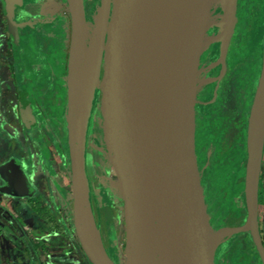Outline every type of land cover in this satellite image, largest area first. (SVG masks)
<instances>
[{
  "label": "water",
  "instance_id": "1",
  "mask_svg": "<svg viewBox=\"0 0 264 264\" xmlns=\"http://www.w3.org/2000/svg\"><path fill=\"white\" fill-rule=\"evenodd\" d=\"M16 0H2L10 11ZM195 0H134L110 71L106 126L110 159L124 203L126 264H214L224 235L251 233L264 264L258 229V188L264 153V51L247 132L245 201L239 228L210 234L193 141L196 47L188 19ZM212 11H234L238 0H208ZM114 0H100L92 61L82 59L84 0H67L71 22L67 136L73 223L91 264H115L94 222L87 193L86 143L112 23ZM24 121L30 104L21 107ZM0 194L31 199L37 190L22 162L0 165Z\"/></svg>",
  "mask_w": 264,
  "mask_h": 264
},
{
  "label": "rangeland",
  "instance_id": "2",
  "mask_svg": "<svg viewBox=\"0 0 264 264\" xmlns=\"http://www.w3.org/2000/svg\"><path fill=\"white\" fill-rule=\"evenodd\" d=\"M52 1L60 12L51 19L28 18L30 9H25V6L39 5L44 0H21L13 4L9 18L4 16L0 5V80L6 79L10 64H14L20 85L19 91H14V86L8 83L0 87V164L12 157L18 158L26 166L30 181L38 190L37 198L41 195L50 210L69 222L73 216L67 136L71 22L67 0ZM243 1L234 11L223 14L220 8L216 10L217 16L219 14L216 28H224L227 36L223 45V50L226 46L228 49L226 57L222 60L223 50L220 53L215 49L203 50L197 57L195 68L194 152L209 229L210 232L215 231L211 235L244 221L240 209L245 197L244 184L240 178L244 171L241 167L250 119L249 107L247 104L242 107L231 123L226 121L229 113H222L220 109V114L213 121L206 122L199 108L206 97L212 98L215 80L224 65L234 64L243 56L252 54L257 61L261 54L259 40L264 31V13L258 11L250 24ZM254 1L261 7L262 0ZM99 3L100 0H86V21L91 19ZM133 8L134 0H114L108 44L96 102L89 119L86 146L87 166L90 169L96 166L95 172L89 171L87 176L90 209L101 241L115 264H126V236L122 192L110 159L106 126L108 77L110 71L116 68L114 52ZM240 24L242 28H239ZM232 36H235V40ZM238 36L243 37L239 44L236 42ZM21 94L32 103V114L26 125L20 115ZM224 123L233 124V132L227 139L222 138L221 134ZM7 129H11L13 134ZM262 184L264 187V178ZM19 200L0 195V264H28L23 247L15 243L22 237H29L30 248L37 246L31 264H86L81 263L75 253L77 244L73 231L68 232L67 237L49 233L46 226L31 213V204ZM262 214L260 230L264 238V204ZM214 263L260 264L248 235L230 237L216 251Z\"/></svg>",
  "mask_w": 264,
  "mask_h": 264
},
{
  "label": "flooded vegetation",
  "instance_id": "3",
  "mask_svg": "<svg viewBox=\"0 0 264 264\" xmlns=\"http://www.w3.org/2000/svg\"><path fill=\"white\" fill-rule=\"evenodd\" d=\"M242 1L243 0H239V3H237L236 8L239 7V5L241 4ZM17 2L19 3V2H21V0H16V1L12 2L10 4V11H7L5 9V7H4V4H3L2 0H0V5H1L2 11H3V14H4L5 17L8 16V18H9V14H10V12L12 10L13 4H15ZM84 4H86L85 0H84ZM47 5L50 6V8L54 10L52 15H48V16L44 15V13H43L44 9L43 8H45V6H47ZM113 6H114V4H113ZM246 7H247V5H246ZM253 7L256 8L255 5ZM27 8L30 9L28 11V15H29L28 18L51 19L56 14H58L60 12L59 11V7L57 6V4H55L52 0H44V2L42 4L33 5V6H30V7L25 6V9H27ZM259 8H258V10L260 11ZM86 10H87V7L85 5V13L87 12ZM258 10H256V13L254 15L257 14ZM55 11H57V12H55ZM213 12H214L215 18L219 17V14L217 16V11H213ZM248 16H249L248 22L251 23V21L253 19V16H250V12H248ZM215 23L216 24H215V26H213V28L215 29V31H217V30L220 29V27L216 28V26L218 24L217 20L215 21ZM242 39H243L242 36H238L237 43L239 44V42ZM259 43L261 45V54H260V56H259L257 61H255V59H254L255 56L253 58H251L252 55L251 56L248 55V56H245V57L243 56L242 59H238L234 64H232V63L231 64H226V65H224L225 67L224 66L222 67L223 70L218 75V77H217V79L215 80V83H214V94H213L212 98L209 99L208 97H206L203 101H201V105H199V108L201 109V113L200 114L203 116V118H204V120L206 122L213 121L215 119V116L220 114V110L223 111L222 113H229L230 117H229V119L227 121L230 122L234 117L237 116V114H239L241 112L242 107H244L246 104L249 106V108H248L249 111L252 109V105H253V102H254L257 86H258L259 79H260L262 62H263L264 31L262 33V36H261L260 40H259ZM223 51L224 52L222 54V60L227 55V52H228L227 46L225 47V49ZM244 64H246V65H244ZM8 72H9V74L7 73L6 79H3V81L0 80V87H1V84H4V83L7 84L8 83V84L14 86L13 87L14 91H19L20 90V85H19V83L17 81V78L15 76V66H14V64H10V66L8 68ZM256 77H257V80H256ZM239 78H241L240 81H238ZM252 88H253V91H252ZM24 102H28L30 104V115H29V117H30L31 114H32V108H31L32 103H30V101H28V99L25 98L21 94L20 95V106H19L20 107V115L22 117L24 125H26L28 123V121H29V118H28L27 121H24L22 113H21V107L24 104ZM250 104H251V106H250ZM249 111H248V115L250 116V112ZM248 124H249V121H248ZM225 126L226 125L222 126L224 129L222 128L221 134H222V138L224 137V138L227 139L229 134H231V131L233 132V129H232L233 124H230V125L228 124V126H226V127ZM7 130H10V133L13 134V132H11L12 131L11 129H7ZM247 132H248V128H247L246 136H245V139H244L245 140L244 141V144H245V155H244V160L242 162L243 166L241 167V168H244V171H243V176L240 178V182H242L244 184V195H245V176H246V167H247V159H248L247 158ZM87 140H88V133H87ZM86 146H87V143H86ZM12 158H14V157H12ZM1 164H3V163H1ZM24 167H25V170L27 172V169H26L25 165H24ZM95 167L96 166H94L92 169L88 168L87 161H86V176H88V172L89 171L95 172ZM27 175H28V173H27ZM28 177H29V175H28ZM263 178H264V153H263V160H262L261 173H260V178H259V188H258V229H259V235H260L263 247H264V238L262 237L261 230H260V225H261L262 220H263L262 207H263V204H264V187H263V184H262ZM29 179H30V177H29ZM0 185H2V181H1ZM33 186H34V184H33ZM37 193H38V190H37ZM1 196H4V195H1ZM5 197H8V196H5ZM8 198H11V197H8ZM12 199H16V198H12ZM121 204L124 205L123 201H122ZM240 209H241V216H244V221L242 223H240V224H239V221L236 222L237 224L234 225L232 228H239V227L243 226L246 223V221H247L248 214H247V209H246L245 197H244V203H243V205H242V207ZM123 225H124V229H125L124 220H123ZM237 235H248V237L250 238L251 243L253 245L254 253L256 254V259L258 260V262L260 264H263L262 260H261V257L259 255L257 249H256V246H255V243L253 241L251 233H243V234H237ZM125 236H126V231H125ZM229 238H227L225 241H223L220 244V246L218 247V249ZM104 247L106 249L105 244H104ZM106 251H107V249H106ZM107 253H108V251H107ZM108 255H109V253H108ZM109 257L111 258L110 255H109ZM111 260L113 261L112 258H111Z\"/></svg>",
  "mask_w": 264,
  "mask_h": 264
},
{
  "label": "bare ground",
  "instance_id": "4",
  "mask_svg": "<svg viewBox=\"0 0 264 264\" xmlns=\"http://www.w3.org/2000/svg\"><path fill=\"white\" fill-rule=\"evenodd\" d=\"M250 1V0H248ZM247 2V1H246ZM245 2V3H246ZM242 3V2H241ZM249 3V2H248ZM257 4V3H256ZM86 5V4H85ZM88 5V4H87ZM240 6V5H239ZM89 7V5H88ZM241 9V8H240ZM253 9V7H252ZM211 4L208 0H195L191 3L188 9V19H189V25L191 28V33L193 36V41L196 47V56L198 57L200 52L203 50L209 51V50H216L217 53H220L223 50V45H225L226 35L224 28H220L219 30L215 31L213 26H215V21L217 18H215L214 12L212 11ZM245 10V9H244ZM239 11V9L237 10ZM259 11V10H258ZM100 12V3L98 4L96 10L94 11V14L92 15L91 19L89 21H86V35L85 40L83 44V50H82V59H86V64L84 65L85 68L89 67L92 61V50H93V43L96 35L97 30V23H98V17ZM246 12V11H245ZM237 13V12H236ZM239 13V12H238ZM87 14V12H86ZM246 14V13H245ZM247 15V14H246ZM236 17V15H235ZM257 17V16H256ZM247 19V18H246ZM237 17L235 19V23L237 21ZM234 23V24H235ZM251 24V23H250ZM237 25V23L235 24ZM242 28V24H240ZM239 26V25H238ZM244 28V27H243ZM234 29V27H233ZM232 29V32H233ZM236 29V27H235ZM238 29V28H237ZM244 30V29H243ZM253 30V28H252ZM236 31V30H234ZM235 35V34H234ZM238 35V33H237ZM235 36H232V38ZM234 39V38H233ZM232 39V40H233ZM235 40V39H234ZM237 42V41H236ZM240 50V49H239ZM256 53V52H255ZM232 56V55H231ZM253 56V54H252ZM259 57V56H258ZM229 58V57H228ZM253 58V57H252ZM246 59V58H245ZM251 60V59H250ZM248 62V61H247ZM255 63V62H254ZM247 64V63H246ZM244 64V65H246ZM259 67V66H258ZM239 75V74H238ZM242 75V74H241ZM257 80V77H256ZM254 81V80H253ZM254 87V86H253ZM253 91V88H252ZM97 94V91H96ZM96 94L95 98L93 100L92 109L94 108L95 102H96ZM253 97V96H252ZM251 97V98H252ZM249 100V99H248ZM252 102V101H251ZM251 106V104H250ZM249 107V106H248ZM198 110V109H197ZM242 111V110H241ZM239 112V111H238ZM250 112V111H249ZM194 114V113H193ZM197 114V112H196ZM238 115V114H237ZM247 115V114H246ZM198 116V115H197ZM214 116V115H213ZM249 116V115H248ZM200 117V115H199ZM227 117V116H226ZM238 117V116H237ZM199 119V118H198ZM201 119V118H200ZM199 119V120H200ZM235 119V118H233ZM246 119V118H245ZM202 120V119H201ZM227 121V120H226ZM224 121V122H226ZM229 122V121H228ZM231 122V121H230ZM234 122V121H233ZM246 122V121H244ZM238 123V122H237ZM225 124V123H224ZM223 124V125H224ZM226 125V124H225ZM238 125V124H237ZM245 125V124H244ZM222 126V125H221ZM228 126V124L226 125ZM225 126V127H226ZM240 126V125H238ZM223 127H221L222 129ZM224 129V128H223ZM240 129V128H239ZM241 131V130H240ZM224 132V131H223ZM238 138V137H237ZM245 141V140H244ZM242 149V148H241ZM218 162V161H217ZM224 162V161H223ZM222 190V189H221ZM220 190V191H221ZM95 194V193H94ZM216 209V208H215ZM229 211V210H228ZM228 213V212H227ZM222 214V213H221ZM227 216V215H226ZM227 221V220H226ZM211 227V225H210ZM224 229V228H223ZM213 230V229H212ZM218 231V230H217ZM213 233L215 231H212ZM210 232V233H212ZM100 234V233H99ZM102 235V234H101ZM229 236L226 234L221 238L220 244L225 241ZM229 245V244H228ZM220 246V245H219ZM222 247V246H221ZM222 250V249H220ZM226 251V250H225ZM220 253V252H219ZM218 253V254H219ZM222 253V251H221ZM225 254V253H222ZM224 256V255H223ZM218 259V258H217ZM223 259V258H221ZM220 259V261H221ZM218 261V260H217ZM219 261V262H220ZM224 261V260H223ZM218 262V263H219ZM223 263V262H222ZM215 264V263H214Z\"/></svg>",
  "mask_w": 264,
  "mask_h": 264
},
{
  "label": "trees",
  "instance_id": "5",
  "mask_svg": "<svg viewBox=\"0 0 264 264\" xmlns=\"http://www.w3.org/2000/svg\"><path fill=\"white\" fill-rule=\"evenodd\" d=\"M247 1V2H246ZM243 2H246L248 12H250V16H253L256 13V10L260 7V4L254 0H244ZM249 2V3H248ZM86 3V0H85ZM257 3V4H256ZM85 5V4H84ZM256 6L254 8L253 6ZM253 7V9H252ZM44 10V15H52L54 10L50 8V6H45L43 8ZM261 12L264 13V0L261 1V7L259 8ZM253 14V15H252ZM1 184V180H0ZM36 194L33 198L31 199H23L27 201L28 203L31 204L30 211L31 213H34L37 217L38 220H40L45 226L46 229L48 230L49 233H53L58 237H67L68 232H72L74 235V240L77 244V249L75 251L79 261L85 262L86 264H91V262L88 260L87 256L85 255L79 240L77 239L76 233H75V228H74V223H73V218L69 222L66 220L62 219L59 213H55L52 210L49 209V206L44 204L42 196H38L37 198ZM37 198V199H36ZM21 201V199L19 200ZM17 246L23 247L24 254L27 256V262L28 264H31L33 261V255L36 253L37 246L34 248H30L29 244V237H22L18 241L15 242ZM34 253V254H33ZM33 264H40L38 262H34ZM43 264V263H41Z\"/></svg>",
  "mask_w": 264,
  "mask_h": 264
},
{
  "label": "crops",
  "instance_id": "6",
  "mask_svg": "<svg viewBox=\"0 0 264 264\" xmlns=\"http://www.w3.org/2000/svg\"><path fill=\"white\" fill-rule=\"evenodd\" d=\"M55 12H57V11H55Z\"/></svg>",
  "mask_w": 264,
  "mask_h": 264
}]
</instances>
